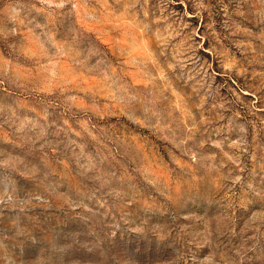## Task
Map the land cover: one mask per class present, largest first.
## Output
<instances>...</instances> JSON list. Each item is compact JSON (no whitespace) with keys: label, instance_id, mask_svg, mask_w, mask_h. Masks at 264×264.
Instances as JSON below:
<instances>
[{"label":"clouds","instance_id":"obj_1","mask_svg":"<svg viewBox=\"0 0 264 264\" xmlns=\"http://www.w3.org/2000/svg\"><path fill=\"white\" fill-rule=\"evenodd\" d=\"M0 264H264V0H0Z\"/></svg>","mask_w":264,"mask_h":264}]
</instances>
